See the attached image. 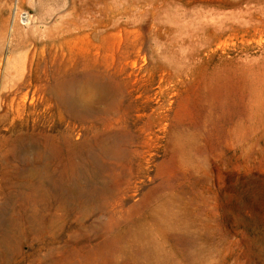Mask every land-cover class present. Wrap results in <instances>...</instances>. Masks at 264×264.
Instances as JSON below:
<instances>
[{
	"label": "rangeland",
	"instance_id": "obj_1",
	"mask_svg": "<svg viewBox=\"0 0 264 264\" xmlns=\"http://www.w3.org/2000/svg\"><path fill=\"white\" fill-rule=\"evenodd\" d=\"M87 75L110 87L75 116L49 90ZM100 134L116 136L105 160ZM47 135L90 157L85 182L57 172L42 187L72 203L82 185L107 190L109 206L88 194L82 218L41 202L51 229L19 264L107 237L110 264H264V0H0L3 226L35 211Z\"/></svg>",
	"mask_w": 264,
	"mask_h": 264
},
{
	"label": "bare ground",
	"instance_id": "obj_2",
	"mask_svg": "<svg viewBox=\"0 0 264 264\" xmlns=\"http://www.w3.org/2000/svg\"><path fill=\"white\" fill-rule=\"evenodd\" d=\"M109 87L110 86L102 82L101 79L95 78V76L92 75H87L80 80L71 78L57 81L49 91L61 106L73 115L79 116L82 114H89L92 111L90 99L92 95L96 96L97 99H102L107 92L106 88ZM115 138L116 136L108 134L95 138L94 143L99 148L100 154L104 160L109 156V152L112 151V140ZM55 142V137L50 135L46 136L44 148L48 151V156H42L43 153L39 152L38 157L42 160V164L33 167L30 173L31 175L45 176V178L43 177V179H41L42 181H40V184L35 186L32 184L34 186L33 194L30 196L34 200V213L29 217L24 210V214H19L17 217L14 212H12L10 213V221L6 226L0 223V232H2L3 235H1L4 236V240L0 242V246L2 247L0 249V264H19L20 260L24 257L22 245L27 242L28 236L37 235V237H44L49 232V229H51V218L48 217V221H45L44 218L37 214L36 209L40 207L39 204L41 202L44 203L45 201V206H48L50 203H59L60 207L67 211H79L80 214H82V218H84L83 210L86 207L84 205L86 203L83 199L87 197L88 194L91 195V199L94 201L93 205H90V203L88 205L91 209H97L100 202L104 204L105 210H107L109 206L110 197L109 191L107 190L101 191V193H87L88 190L81 184L82 186L79 187L78 191V202L72 203L66 198L67 195L64 193L56 194L57 196L54 198L53 196L55 194H52L48 188L45 189L42 187L44 180L48 178L47 175L57 172L62 174L65 179H77L80 180V183L85 182L84 165L86 162L84 161L90 157L88 155L86 156L88 153H81L82 146L73 143L71 144L73 151L68 155H64L58 150ZM33 144L36 145L34 141ZM104 233L107 235L108 232L104 229ZM34 249L35 248H33V251ZM37 252L38 250L34 252V254ZM113 255H115L113 241L108 240L107 237L102 244L88 251H83L78 246L75 247L70 252L64 253L59 259H56L55 264H73L74 256H79L81 258V264H110L113 261Z\"/></svg>",
	"mask_w": 264,
	"mask_h": 264
}]
</instances>
